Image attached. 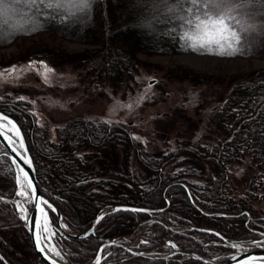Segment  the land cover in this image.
I'll return each instance as SVG.
<instances>
[{"label":"trees","instance_id":"obj_1","mask_svg":"<svg viewBox=\"0 0 264 264\" xmlns=\"http://www.w3.org/2000/svg\"><path fill=\"white\" fill-rule=\"evenodd\" d=\"M176 2L93 0L86 12L76 11L71 5L45 12L38 18L42 25L39 28L32 26L29 8L11 4L0 16V32L4 34L0 46L10 44L20 35L48 30L69 39L101 44L83 53L77 61L99 76H123L141 62L138 52H207L193 51L178 38L186 29L177 14L169 12ZM70 12L74 14L69 16ZM251 22L256 27L243 35V51L234 56L264 57V13L257 10ZM223 99L214 115V125L220 135L213 144L181 142L170 152L158 155L147 154L128 127L81 116L57 126L58 139L46 141L38 132L31 112L20 105L21 101L27 104L26 100L0 99V109L12 114L25 133L42 191L60 207L70 229L88 228L98 213L115 203H131L149 209L146 212L128 209L107 212L95 226L97 236H59L58 242L70 263L86 264L96 255L102 237H134L138 225L141 249H162L168 239H173L198 256H181L177 252L170 258L150 257L109 244L101 264H215L202 256L214 255L225 260L228 256L214 253L235 250L215 233L194 229L176 231L162 218L149 219L162 208L182 223L213 228L228 237L259 239L264 236V211L254 203L264 198L257 191L264 174V67L253 69L246 78L232 84ZM110 143L111 147L115 143L121 145L127 154L133 151L138 166L144 168L145 177L137 169L122 173L114 170L117 176L92 171L95 161L90 162L91 159L97 158L100 151L108 150ZM185 151L206 160L214 168L209 185L200 186L188 177L190 173L186 169L165 170L167 163L172 159L176 161ZM243 152L252 153L261 173L253 177L241 198H236L227 185V163ZM16 189L15 169L10 159L0 154V196L3 197L0 200V250L14 264H45L35 253L15 204L7 199L14 196ZM51 217L55 221V213L51 212ZM197 235L214 237L218 242L203 245ZM0 264L5 263L0 259Z\"/></svg>","mask_w":264,"mask_h":264},{"label":"rangeland","instance_id":"obj_2","mask_svg":"<svg viewBox=\"0 0 264 264\" xmlns=\"http://www.w3.org/2000/svg\"><path fill=\"white\" fill-rule=\"evenodd\" d=\"M100 45L48 30L18 36L10 44L0 46V99L24 97L27 104L21 101L20 105L31 112L38 132L46 141L58 139L57 126L81 116L128 127L147 154L158 155L170 152L181 142L213 144L220 135L214 115L232 84L246 78L253 69L264 67V57H220L186 51L138 52L141 59L138 66L132 67L128 74L110 78L96 75L77 61L83 53ZM45 66L53 71L46 73ZM152 78L155 80L150 83ZM107 146L108 150L91 159L90 162L95 161L92 171L115 176L114 170L122 173L137 169L145 177L133 151L127 154L119 144L115 148L111 143ZM3 152L0 144V154L5 155ZM227 166V185L236 198H241L253 177L261 173L260 167L251 152L241 153ZM164 168L166 171L186 169L190 173L188 177L200 186L209 185L210 176L215 173L209 162L189 151L179 155L176 161L172 159ZM110 170L113 172L109 173ZM262 179L257 191L264 195V174ZM254 203L264 211V198ZM166 213L169 211L165 210ZM58 239L59 235L54 237L60 250ZM214 254L228 256L229 253Z\"/></svg>","mask_w":264,"mask_h":264},{"label":"snow or ice","instance_id":"obj_3","mask_svg":"<svg viewBox=\"0 0 264 264\" xmlns=\"http://www.w3.org/2000/svg\"><path fill=\"white\" fill-rule=\"evenodd\" d=\"M93 0H0V16L4 12L8 11L11 4L20 5L23 4L31 10L30 20L34 28H39L42 25L39 24L38 18L48 11L61 10L68 5L80 12H86L90 9ZM183 4L190 5L188 8L180 7ZM259 10L264 13V0H177L176 5L169 8V12L176 13L177 19L181 21L182 26L185 27L178 37L184 41L185 44L193 51L198 49L206 50L208 53L217 55L220 57H232L241 51H243V35L256 25L251 22L256 11ZM187 13L183 15L182 13ZM74 13L70 12L69 16ZM4 39V34L0 32V40ZM46 73L52 72L53 69L45 66ZM14 70V69H13ZM11 71V70H10ZM45 73V79L47 74ZM20 100H24V97H20ZM128 107H131L129 105ZM0 137H3L8 142L9 147L12 148V152L16 154L23 161L29 169L32 168V159L22 155L16 147L13 146L14 141L7 132L15 130L14 134L19 139V148L27 152V148L24 142L23 135L18 125L11 120L4 113H0ZM11 126L8 128L7 126ZM12 164L15 165V185L17 190L14 195L24 198L28 204H34L37 211L42 214L44 223L41 225L39 221L35 223V229H38V234H35V243L38 250L41 253H45V247L42 246V240H48L49 242L59 235L55 230H51L49 227L48 211L55 213L57 210L47 199L38 196L36 186L33 179L30 177L29 172L21 167L15 158H12ZM0 200L3 197L0 196ZM8 201H5L7 203ZM16 205V211L20 214L19 218L26 222L31 227V221L29 220V209L21 205L19 200L12 201ZM43 205V206H42ZM133 212H146V209H128ZM113 211H120L115 209ZM104 217L101 216L97 219L99 223ZM61 228L66 225H60ZM215 235L220 236L219 233ZM264 235V234H262ZM221 239H223L221 237ZM112 244H116V241H112ZM141 243H147V241H141ZM257 246H264V241L255 242ZM169 246L173 249L177 247L174 242L169 241ZM232 248H239L238 244H230ZM48 251L53 252L55 256H61L53 245L48 248ZM104 250L100 249L102 253ZM50 260V264H56V260L47 257ZM2 259V258H0ZM255 259L254 257H247L245 260L240 261L239 264H248L249 260ZM232 260H238V257L233 256ZM96 264H101L100 255L98 253Z\"/></svg>","mask_w":264,"mask_h":264},{"label":"water","instance_id":"obj_4","mask_svg":"<svg viewBox=\"0 0 264 264\" xmlns=\"http://www.w3.org/2000/svg\"><path fill=\"white\" fill-rule=\"evenodd\" d=\"M38 63H43V60H36ZM155 78L150 79V83L154 82ZM0 113H4L5 115H7L11 120H13L18 127L20 128V131L23 135L24 138V142L27 148V152L25 153L23 149L19 148V139L15 136L14 132L15 130H12V132H7V135H10L14 141L13 146L17 148V150L22 154L25 155L26 157H30L32 159V168L29 169L26 165L23 164V161L20 160V158L18 156H16V154L14 152H12V148L9 147V144L7 141H5L3 139V137H0V144L3 146L4 148V154L10 159L11 163H12V158H15L17 160V162L20 164L21 167H24V169L26 171L29 172L30 177L33 179V182L36 186L37 189V194L40 197H43L45 199H47L50 203L53 204V206L56 208V212H55V221H53L52 217H51V211H48V216H49V225L52 228V230H55L59 233V236H69V237H74V238H80V237H84L87 235H93V236H97L96 231H95V226L97 224V219L103 215H105L107 212L115 210V209H146L147 211L149 210L147 207H143V206H138L135 204H131V203H115L112 206H110L107 209H104L103 211H101L100 213H98L94 218L93 221L91 223V225L82 230V231H72L71 229L67 227L61 228L60 225H63L62 222H64V215L62 210L60 209V207L49 197L47 196L41 189V186L39 184L38 178H37V173H36V167H35V162L33 159V156L28 148V144H27V140L24 134V131L21 127V125L19 124V122L17 121V119L15 117H13L12 115L2 111L0 109ZM0 123H6V122H0ZM10 126V125H9ZM7 126V127H9ZM11 127V126H10ZM13 165V164H12ZM15 172H16V168L15 165H13ZM7 198V197H6ZM7 199L15 201V196H11L8 197ZM43 206V205H42ZM29 209V208H28ZM29 220L32 222L31 223V227L33 230H29L30 226L28 224H26V222L24 221L23 223L25 224V226L27 227L29 234H30V239L34 248L35 253L38 255V257L45 263V264H50V260L47 257H50L51 259L56 260V264H71L67 261L66 257L64 256V253L62 251V249H60V253L63 256V260H60L56 257H54L53 255H51L47 249L45 248V253H41L38 248L37 245L35 243V234H38L39 230L35 229V223L37 221H39V223L41 225H43L44 223V218L42 216V214H40L37 211V208L35 207L34 204L31 205V208L29 209ZM188 228L190 229H195V230H200V231H208V232H212V233H219L220 237H222L226 243H230V244H242L244 243V240H239V239H233L230 237H227L225 235H223L221 232L217 231L216 229L213 228H208L205 226H201V225H196V224H189ZM124 239H129V237L127 236H123V237H102V243L100 244L98 251L96 253V256L93 259V262L91 264H96V259H97V255L99 253L100 255V260L103 259V257L107 254H102L100 252V249H103L106 245L111 244L112 241H116V245H120L122 247H126L132 251L135 252H141V250L137 249L135 246H130L127 244V242ZM254 242H258L261 241L260 239H253ZM42 246H44V242L42 240ZM45 247V246H44ZM194 254V253H193ZM197 255L198 254H194ZM236 256L238 257V260H232V257ZM203 258L213 261L215 264H239L240 261L245 260L247 257H254L255 259L253 260H249L248 264H264V246H257L256 243H252V246L249 248H242L240 250L234 251L232 254H230L228 256L227 259L222 260V261H218L216 259H214L217 256H202ZM0 258H2L1 260L5 263V264H14L12 263L0 250Z\"/></svg>","mask_w":264,"mask_h":264},{"label":"bare ground","instance_id":"obj_5","mask_svg":"<svg viewBox=\"0 0 264 264\" xmlns=\"http://www.w3.org/2000/svg\"><path fill=\"white\" fill-rule=\"evenodd\" d=\"M8 128H10V126L8 127ZM17 190V189H16ZM15 196V195H14ZM17 200H19L20 202H21V205L22 206H25V207H27L28 208V203H27V201L24 199V198H21V197H17V196H15V201H17ZM15 207H16V205H15ZM165 210L166 209H160V210H158V211H155L154 213H153V215H151L152 216V219L151 220H159V219H163L164 220V222H165V224L167 225V226H169V227H171L172 229H174V230H176V231H187L188 229H190V228H188V225L189 224H194V223H189V224H185V223H182L181 221H179V220H177V219H175L170 213H166V214H164L165 213ZM19 214V213H18ZM20 215V214H19ZM150 216V217H151ZM63 223V225H66V222H65V220H64V222H62ZM68 225H66V227H67ZM202 226V225H201ZM49 227H50V225H49ZM206 227V226H205ZM68 228H69V226H68ZM209 228V227H208ZM50 229L52 230V228L50 227ZM70 229V228H69ZM72 230V229H71ZM195 230V229H194ZM72 231H74V230H72ZM198 231H200V230H198ZM218 231V230H217ZM138 232H139V225H138V227H137V231H136V235H138ZM220 232V231H219ZM226 236V235H225ZM228 237V236H227ZM230 238H232V237H230ZM197 239L203 244V245H207V244H212V243H217L218 242V240L217 239H215L214 237H207V236H199V235H197ZM233 239H236V238H233ZM261 241H264V236L263 237H261V238H259ZM124 240H126L127 241V244L128 245H130V246H135L134 245V243H133V240L131 239V238H129V239H124ZM224 240V239H223ZM239 240H244V243H242V244H238V245H240V247L239 248H235V250H229V249H227L226 251H225V253H232L233 251H237V250H240V249H242V248H249V247H251L252 246V243L254 244L255 242L253 241V238H246V239H239ZM169 241H171V242H174L176 245H177V247L175 248V249H173V248H171L170 246H169ZM43 242H44V246H45V248L47 249V251H48V248H50V247H52L53 245H55V247H56V249L58 250V251H60L59 250V247L56 245V243H55V241H54V238L49 242L48 240H43ZM102 243V242H101ZM224 243L225 244H227V245H230V243H226V241L224 240ZM112 244V243H111ZM109 245V244H108ZM108 245H106L105 247H107ZM100 246V245H99ZM104 247V248H105ZM136 247V246H135ZM163 247L164 248H162V249H150V250H147V251H149V252H162V253H159L158 255H150V257H154V256H161V257H166V258H170L174 253H177V252H179V253H181V256H188V255H193V256H197V255H194V254H196L195 252H193V251H190V250H187V249H183L181 246H179L178 244H177V242L175 241V240H173V239H168L164 244H163ZM104 248H103V250H104ZM51 255H53L54 257H56V258H58V259H60V260H63L64 258H63V256L61 255V256H59V257H57V256H55L54 255V253L53 252H50V251H48ZM174 252V253H173ZM107 253V252H106ZM106 253H104V251L102 252V254L104 255V254H106ZM194 253V254H193ZM138 254H140V253H138ZM142 255H144V254H142ZM96 256V255H95ZM94 256V257H95ZM94 257L90 260V261H88L86 264H91L92 262H93V259H94Z\"/></svg>","mask_w":264,"mask_h":264},{"label":"built area","instance_id":"obj_6","mask_svg":"<svg viewBox=\"0 0 264 264\" xmlns=\"http://www.w3.org/2000/svg\"><path fill=\"white\" fill-rule=\"evenodd\" d=\"M138 238H136L135 240H137ZM136 242V241H135ZM145 253H151V254H153V252H145Z\"/></svg>","mask_w":264,"mask_h":264}]
</instances>
